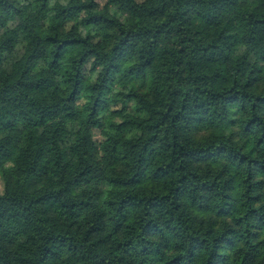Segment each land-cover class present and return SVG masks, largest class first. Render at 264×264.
<instances>
[{
	"label": "trees",
	"instance_id": "1",
	"mask_svg": "<svg viewBox=\"0 0 264 264\" xmlns=\"http://www.w3.org/2000/svg\"><path fill=\"white\" fill-rule=\"evenodd\" d=\"M71 4L0 0V167L13 173L0 176V264L65 247L83 264H256L259 245L235 253L264 232V12L147 0L120 30ZM193 123L202 138L225 126L228 143L211 145L223 156L181 142ZM165 154L175 179L138 190L141 169L164 179L149 169ZM99 161L114 177L103 191L124 190L106 207L81 191L105 179Z\"/></svg>",
	"mask_w": 264,
	"mask_h": 264
},
{
	"label": "clouds",
	"instance_id": "2",
	"mask_svg": "<svg viewBox=\"0 0 264 264\" xmlns=\"http://www.w3.org/2000/svg\"><path fill=\"white\" fill-rule=\"evenodd\" d=\"M127 2V7L124 4ZM147 0H104L103 3V11L95 10V6L92 5V0H72L71 10L74 12H80L81 17H87L90 15L100 16L106 18L108 21L116 23L117 27L120 30H123L127 25L123 22L124 20H128L131 22L135 18V13L137 11H142L143 7L146 5ZM89 5H92L91 9ZM34 10H39V5H34ZM264 12V0H239V5L236 8V14L240 15L241 18L250 17L254 12ZM72 25H69L71 28ZM79 31L83 32L84 29L80 28ZM125 78L127 77V73H125ZM93 80L96 79L95 76L92 77ZM151 117L149 116L147 111H143L138 120L137 126L143 124L145 127L148 126ZM210 127V126H209ZM178 135L180 136L181 142L185 145L191 146L192 148H197L199 146L207 145L210 150L208 152L197 153L202 157H208L211 159H215L217 156H223V153L217 152L215 149H211L212 144H216L219 142L220 144H227L229 141V136L227 131L225 130L224 125H220L216 129H212V133L210 136L203 137L201 136V126L193 123L189 127H185L179 130ZM236 135H242V129L240 126L236 129ZM122 140L128 141L131 140V136L125 135L122 137ZM168 158V154H165L163 157H158L156 161L153 162L152 167L149 169V172L154 168H164V172L159 173L161 177L164 179L153 181L150 176H148L143 169L140 170L141 174L136 177L137 181H140L138 184V190L141 191H149L155 190L159 188L163 190L175 177L165 176V173L168 171L166 168V161ZM99 166L101 169H104V177L99 185H90L88 186V190L83 192L85 197H92L94 203H98L102 207H106V203L112 198H119L123 189L116 188L114 186L110 187L109 191H103V186L105 184L112 185L114 177L112 176V172L109 169L108 164L105 161H99ZM117 164L113 163L111 165L112 169H115ZM5 174L11 176L13 173L9 171L7 164L3 167H0V176H4ZM152 186L151 189L149 186ZM79 195V193H77ZM98 197V199H97ZM249 247L259 245L257 249L259 256L257 258L256 264H262L264 262V232H262L259 238L255 241H242L237 249L236 255H240L239 249H244V253H247V248L245 245ZM40 248V244L36 243L33 247V252L37 254V249ZM60 259L57 260L52 258L50 260H45V264H83L82 261L79 260V256L82 254H73L68 252L67 247L58 251ZM203 264V261H202ZM251 264V261H250Z\"/></svg>",
	"mask_w": 264,
	"mask_h": 264
},
{
	"label": "rangeland",
	"instance_id": "3",
	"mask_svg": "<svg viewBox=\"0 0 264 264\" xmlns=\"http://www.w3.org/2000/svg\"><path fill=\"white\" fill-rule=\"evenodd\" d=\"M34 11H35L34 8H31V7H30V8L27 9L26 13H27V14H31V13H33ZM86 85H87V83L84 82V84H83V91L85 90ZM18 131H19V133H20L21 135H26V134L28 133V129L24 128L23 126H18ZM16 156H17V153L15 152V153L13 154V159H15ZM145 172L147 173V170H146ZM0 190H2V183H1V181H0Z\"/></svg>",
	"mask_w": 264,
	"mask_h": 264
}]
</instances>
